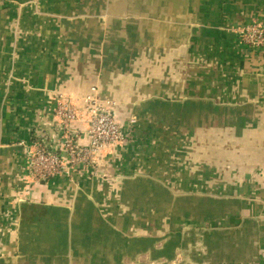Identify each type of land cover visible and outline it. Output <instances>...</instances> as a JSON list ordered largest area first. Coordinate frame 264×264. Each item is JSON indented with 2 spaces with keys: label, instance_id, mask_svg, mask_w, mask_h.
<instances>
[{
  "label": "crops",
  "instance_id": "1",
  "mask_svg": "<svg viewBox=\"0 0 264 264\" xmlns=\"http://www.w3.org/2000/svg\"><path fill=\"white\" fill-rule=\"evenodd\" d=\"M254 24L264 27V0H0V205L12 216L0 225L15 232L0 240V264H264V47L241 33ZM94 86L123 121L140 109L133 137L109 147L97 172L34 183L35 134L61 154L57 102ZM182 98L195 105L173 121L138 107ZM144 176L180 188L181 200L225 201L227 221L134 239V212L128 226L118 199ZM103 185L116 207H103Z\"/></svg>",
  "mask_w": 264,
  "mask_h": 264
},
{
  "label": "rangeland",
  "instance_id": "2",
  "mask_svg": "<svg viewBox=\"0 0 264 264\" xmlns=\"http://www.w3.org/2000/svg\"><path fill=\"white\" fill-rule=\"evenodd\" d=\"M203 56V52L199 51V54L197 56V63L198 67L203 66L204 63L198 61L199 57ZM193 67V66H192ZM144 78L146 75H143ZM183 82L186 83V87L188 86L187 82L188 80H183ZM186 87H180L185 89ZM188 88V87H187ZM208 87L202 88V90H207ZM198 91V90H196ZM183 93V91L181 92ZM184 99L182 98L177 103H169V104H163L158 103L154 100H151L147 103H145V100H141V102L138 104V107H142L146 105V108H150L151 112L153 113L154 120L158 121L160 120L161 115L167 114L166 117L170 121H173L175 117V113L177 114L179 110L181 111L185 107H189L194 102H184ZM170 105V106H168ZM166 106V110L165 107ZM117 107H114L112 109V112L114 113L116 117V122L120 123V127L123 131V138L116 142L115 144L110 145H121L125 144V142L129 139V135L126 132L125 124L127 123L128 126H131L132 133L134 132V129L137 124V120L135 117H138L140 114L137 107L135 109H131L130 112L128 111H122L120 115L124 118L125 121L121 119L118 112L116 111ZM208 105H203V111H206L208 109ZM150 112V113H151ZM149 112H145L142 115H150ZM217 116V115H216ZM216 116L213 118L215 119ZM152 119V118H151ZM150 119V120H151ZM207 116L206 114H202L198 118V124H204L206 122ZM134 122V123H133ZM185 140L186 136H185ZM200 143H203L201 140ZM108 147V148H109ZM107 148V149H108ZM106 149V150H107ZM101 156H103L105 153H101ZM2 154L0 153V156ZM101 157H99L100 162ZM2 170V169H0ZM8 174V173H7ZM154 176H158V173L155 172V174H152ZM158 177H149L144 176L141 178H137V180L128 187L127 194L125 193V200H122L121 198L118 199L119 206L121 205L123 208V211H127V214H123V217H128L127 219V225L130 226V220L129 217H133V238L134 239H140L142 236H146V238L150 237L151 239V245L154 240H157L158 238H164L166 236L171 237L174 234V228L177 227V225L181 222L184 224L188 222V224L192 225V223H206V222H212L215 223H225L227 221V216L225 215L227 209L230 204L224 202H221L220 200H215V202H206L205 200L200 199H193L190 201L187 200H181L178 197L175 198L174 194L176 191L180 190L177 187L174 188L173 184L170 183L169 185L164 183L157 182ZM237 185V184H236ZM126 187V186H125ZM122 191L121 184L113 185L112 188H110V192L113 193V191ZM103 198H102V205L103 207H116L115 201L116 198L109 196V191L107 189V185L102 186L101 191ZM184 195V193H182ZM232 202V201H230ZM233 203L234 205L237 204V201L235 200ZM5 207V209H3ZM206 210V215L202 214L203 209ZM128 212H134L130 216L128 215ZM207 213H211V215L207 216ZM122 214V213H121ZM0 216L1 218L6 220V223L8 224L12 220V216L10 215L6 204L0 205ZM146 219V223H142V219ZM6 224V225H7ZM5 225H0V240L1 238L5 239V242L7 240L9 243L12 242L14 238L15 232L11 229V231H8V228H2ZM142 227L146 231V233L142 232ZM154 239V240H153ZM152 249V248H151ZM153 253V252H152ZM153 254H157V252H154Z\"/></svg>",
  "mask_w": 264,
  "mask_h": 264
},
{
  "label": "built area",
  "instance_id": "3",
  "mask_svg": "<svg viewBox=\"0 0 264 264\" xmlns=\"http://www.w3.org/2000/svg\"><path fill=\"white\" fill-rule=\"evenodd\" d=\"M241 29L245 44L264 47V27L254 24ZM91 91L83 99L75 100L61 96L57 102L54 118L60 122L56 142L60 146L61 154L53 152L42 136L39 135L37 140H33L28 158L29 173L34 183H45L61 174L71 178L72 172L80 166L97 172L100 152L105 153L110 145L123 138L120 123L116 122L112 112L115 104L110 100H104L97 86ZM79 102H84L85 110L78 108ZM81 123L86 124V132L77 127ZM125 128L129 139L132 138L131 126L125 124ZM86 136L89 137V143L83 144L82 139ZM63 151L68 164L65 163Z\"/></svg>",
  "mask_w": 264,
  "mask_h": 264
},
{
  "label": "water",
  "instance_id": "4",
  "mask_svg": "<svg viewBox=\"0 0 264 264\" xmlns=\"http://www.w3.org/2000/svg\"><path fill=\"white\" fill-rule=\"evenodd\" d=\"M158 99H160V98H158ZM214 199H218V198H216V197H214ZM198 230V232H206V233H210L211 231H222V230H224V229H222V228H212V229H197ZM190 231V229L189 228H184L183 229V231H182V234H183V236L187 233V232H189ZM189 247H188V250H187V253H191V252H193L194 250H196L197 248H202V249H204V244H202L201 242H199L196 246H193V245H188Z\"/></svg>",
  "mask_w": 264,
  "mask_h": 264
},
{
  "label": "trees",
  "instance_id": "5",
  "mask_svg": "<svg viewBox=\"0 0 264 264\" xmlns=\"http://www.w3.org/2000/svg\"><path fill=\"white\" fill-rule=\"evenodd\" d=\"M38 136H39V135L35 134L34 139L37 140V139H38Z\"/></svg>",
  "mask_w": 264,
  "mask_h": 264
}]
</instances>
